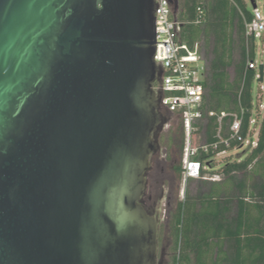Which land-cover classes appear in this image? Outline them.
Here are the masks:
<instances>
[{
  "label": "water",
  "instance_id": "water-1",
  "mask_svg": "<svg viewBox=\"0 0 264 264\" xmlns=\"http://www.w3.org/2000/svg\"><path fill=\"white\" fill-rule=\"evenodd\" d=\"M155 47L154 0H0V264H157Z\"/></svg>",
  "mask_w": 264,
  "mask_h": 264
},
{
  "label": "trees",
  "instance_id": "trees-1",
  "mask_svg": "<svg viewBox=\"0 0 264 264\" xmlns=\"http://www.w3.org/2000/svg\"><path fill=\"white\" fill-rule=\"evenodd\" d=\"M174 8L180 41L210 49L203 83L207 142L218 129L210 112L243 111L245 134L260 102L253 94L257 73L248 66L256 59V46L246 37L252 18L247 0H174ZM261 100L264 105V92ZM258 118L257 146L243 160L223 164V180L200 182L196 195L178 204L172 235L179 254L173 264H264V109ZM209 164L214 172V163Z\"/></svg>",
  "mask_w": 264,
  "mask_h": 264
},
{
  "label": "built area",
  "instance_id": "built-area-1",
  "mask_svg": "<svg viewBox=\"0 0 264 264\" xmlns=\"http://www.w3.org/2000/svg\"><path fill=\"white\" fill-rule=\"evenodd\" d=\"M156 47L154 61L162 72L161 83H154L158 101V112L165 113L178 119L182 138V181L184 192L190 180L202 179L207 173L213 172L209 163H214L229 152L242 149L248 144L251 151L258 143V115L264 105L262 93L264 84H260L257 99L259 111L253 112L248 121L247 131L243 134L244 112L217 115L210 112L209 117H217L218 129L212 142H207L204 121V103L206 90L204 81L208 71V62L197 43L192 48L179 39L181 25L174 18V0H154ZM202 14V12H200ZM246 37L254 39L257 50V40L264 35V13L256 7L252 9V18L245 25ZM262 61L248 62L251 70H255L259 78V66ZM261 117V116H260ZM256 135V140L253 137ZM202 137V141L201 138ZM211 154V158L201 161L202 155ZM231 157V156H229ZM210 180H216L210 177Z\"/></svg>",
  "mask_w": 264,
  "mask_h": 264
},
{
  "label": "rangeland",
  "instance_id": "rangeland-1",
  "mask_svg": "<svg viewBox=\"0 0 264 264\" xmlns=\"http://www.w3.org/2000/svg\"><path fill=\"white\" fill-rule=\"evenodd\" d=\"M257 7L264 13V0H255ZM249 9L252 11V4L247 0ZM207 62L210 59V49L206 48L204 44L201 45ZM264 55V35L257 40L256 60L261 62ZM237 58V56H236ZM233 75V70H230ZM264 84V83H263ZM260 84L258 79L253 83V94L257 98L259 94ZM261 102H259L260 104ZM158 111V110H157ZM167 115V114H166ZM168 117V138L163 137L160 141H156L158 149L155 154L150 158V170L146 174V191L142 198V205L145 210L152 216H156L159 220V240L160 246L165 249L167 259L170 264L174 258L179 254V250L175 248V239L172 235V225L174 223V215L177 211V206L180 202L184 201L186 196H195L198 186L202 181L218 182L223 180L221 167L226 162H234L243 160L250 151H247V145L236 151L229 152L228 156H221L215 162L214 172L207 173L202 179L190 180L185 187L182 181V149H183V136L181 126L177 118L172 116ZM202 141V137L200 138ZM256 140V135L253 137ZM167 151V159L164 160V151ZM231 156V157H229ZM180 169V172H179ZM216 180H210L209 178ZM151 196L152 200H147ZM148 201L147 205L143 204ZM155 210L156 212H153Z\"/></svg>",
  "mask_w": 264,
  "mask_h": 264
},
{
  "label": "flooded vegetation",
  "instance_id": "flooded-vegetation-1",
  "mask_svg": "<svg viewBox=\"0 0 264 264\" xmlns=\"http://www.w3.org/2000/svg\"><path fill=\"white\" fill-rule=\"evenodd\" d=\"M161 77H162V72L161 70L158 71V77L156 79V83L160 84L161 83ZM154 82V83H155ZM159 113V112H158ZM161 115V119H162V125L161 127L154 133V137L156 138V141H160V139H162L163 137L168 138V115H166L165 113H159ZM159 150V149H157ZM163 159L166 160L167 159V151H164V156ZM147 200H152V197L149 196L147 198ZM148 201H144L143 204L147 205ZM153 212H156L155 210H153ZM157 264H170V261L167 259V255L165 253V249L163 247L160 246V240L158 238V255H157ZM173 264V262H172Z\"/></svg>",
  "mask_w": 264,
  "mask_h": 264
}]
</instances>
